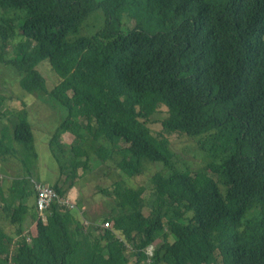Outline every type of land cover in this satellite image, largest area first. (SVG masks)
<instances>
[{"label": "trees", "instance_id": "obj_1", "mask_svg": "<svg viewBox=\"0 0 264 264\" xmlns=\"http://www.w3.org/2000/svg\"><path fill=\"white\" fill-rule=\"evenodd\" d=\"M0 12V64L65 111L44 141L61 174L71 171L65 183L39 180L65 199L66 184L96 160L148 175L151 187L101 189L116 196L102 219L80 201L88 227L58 204L44 218L34 149L36 161L22 160L25 177L0 202V264H147L151 245L152 264H264V0H0ZM98 12L103 24L89 33ZM17 37L19 51L7 56ZM44 70L62 84L49 89ZM163 109L158 134L151 118ZM13 121L12 142L31 146L28 119ZM164 134L193 140L205 166L192 169ZM27 222L36 226L30 239ZM17 223L14 242L5 229Z\"/></svg>", "mask_w": 264, "mask_h": 264}, {"label": "rangeland", "instance_id": "obj_2", "mask_svg": "<svg viewBox=\"0 0 264 264\" xmlns=\"http://www.w3.org/2000/svg\"><path fill=\"white\" fill-rule=\"evenodd\" d=\"M11 14L15 13L12 12ZM99 15H103L102 12L94 14L91 18L95 17V19L91 20L90 18V20L87 22L86 27L89 33L98 30V28L103 24V20L99 17ZM2 16L3 13L0 12V19ZM4 17L7 19L12 18V16L9 14L5 15ZM1 45L2 42L0 43V46ZM21 45V40L18 37L13 41L11 40V45L7 48V56L11 55L12 51L14 53H17ZM10 66L11 65L0 64L1 112L6 114V118L4 119H28L32 125L35 137V142L31 146L16 143L17 146H15V148L19 147L20 150H16L15 153L10 155V162L17 163L18 160H20L21 162L22 160H24V162L26 161L31 163L33 161H36L34 154L37 152L39 158L34 166L38 167L35 174L39 171V167H41V170L36 175L38 181L44 183L40 180H45L46 182H51L52 180L54 182L65 183L66 178L71 170H66L63 174H61L59 166H57V162L52 159L51 152L49 151V148L44 141L51 139L55 131L64 122L65 111H63V109H61L60 107L56 108L53 104H51L50 97L40 96L38 98L37 96H35V94H30L29 92L23 90L19 85L23 76L17 74V76L15 77L14 70H12ZM47 66V64L44 65V68H48ZM44 75L48 80L49 89L57 88L62 84L61 81H59L52 74H49L46 70H44ZM72 98L74 97L72 96ZM74 101L79 100L75 98ZM163 111V114H155V116L151 118L157 122L151 123L150 127L153 132L158 134L163 132L162 121L167 116V110L163 109ZM26 112H28V114H25ZM18 114L23 115L15 118V115ZM88 115V110H82L83 123L87 121ZM7 136L11 135L7 134ZM63 136L61 138V141L67 142L68 147L70 145V137L69 135H65L66 137L63 138ZM164 136L165 138L169 139L170 145H172L176 153L180 155L181 159L192 162V169L202 168L203 166H205V162L203 160L197 159L192 154V149L193 147H195L194 145H196L193 140L189 139L185 135L178 134L172 136L164 134ZM7 144L8 143L6 142V145ZM121 146H123V144H121ZM34 149L36 150V152H34ZM92 157L96 158L94 155ZM46 158H48L50 164L49 167L45 168L44 162L46 161ZM157 167L159 168V166ZM90 168L91 171L83 170L81 168L79 169V171L77 172L78 177L75 180L76 185H74L73 187L69 186L72 179H70L69 183L66 184V188L68 190L67 199H69L72 203H79L83 200L86 203L87 209L89 210L90 214L96 216L98 219H102L101 217L104 216L106 212L110 211L111 205L115 202L116 199V196L114 194H111V198L107 197V194L105 193L101 194V189H111L113 188V185L115 183H119L124 187L134 190L143 187L145 188L146 193H148L151 188L148 184V175L136 177L129 176L128 174H126V172H122V170H119L114 164L105 165L99 163L96 160H94L93 163H90ZM24 177L25 175L21 178ZM33 201L34 199L30 198L28 200V205H32ZM2 205L3 203H1V206ZM109 223H111V225L113 224L112 222ZM17 227L18 223L5 229L6 233L13 239L14 242H17L20 239V236L23 234L17 233ZM13 233H17V237ZM23 235L28 236V239H30L32 236H35L36 226L34 224L31 225L29 222H27L24 225ZM130 259V264H137L136 257H130ZM224 260V258H220L219 264H223Z\"/></svg>", "mask_w": 264, "mask_h": 264}, {"label": "crops", "instance_id": "obj_3", "mask_svg": "<svg viewBox=\"0 0 264 264\" xmlns=\"http://www.w3.org/2000/svg\"><path fill=\"white\" fill-rule=\"evenodd\" d=\"M13 120L14 119H0V180L4 177V180L2 179V181H0V202L2 201V197L4 196L3 194L8 193L11 188H14L16 186L15 182L25 175L24 164H22L20 160H18L17 163L10 162L11 156L9 155L14 150H20L19 147L15 148V146H17L16 143L11 141L13 140ZM7 134L11 136H7ZM65 135H69L71 139L70 134ZM65 135L63 136V138L66 137ZM4 136H6L7 138H3ZM6 142L8 143L7 145ZM9 149L10 151H8ZM3 150L8 152H4ZM34 170L35 166L33 165L32 173Z\"/></svg>", "mask_w": 264, "mask_h": 264}, {"label": "built area", "instance_id": "obj_4", "mask_svg": "<svg viewBox=\"0 0 264 264\" xmlns=\"http://www.w3.org/2000/svg\"><path fill=\"white\" fill-rule=\"evenodd\" d=\"M33 186L36 191V204L38 211L42 216H44V218L46 217L48 211L52 208V206L58 204L60 206L69 207L70 209L78 211L83 220V226L88 227L90 225L89 221L84 219V210L79 209L74 203L70 202L69 200H64V198L59 196L53 188L37 181H33ZM101 226L105 229H109L111 227V223L107 222ZM155 251V245H151L143 251L147 256V264H152V259Z\"/></svg>", "mask_w": 264, "mask_h": 264}, {"label": "clouds", "instance_id": "obj_5", "mask_svg": "<svg viewBox=\"0 0 264 264\" xmlns=\"http://www.w3.org/2000/svg\"><path fill=\"white\" fill-rule=\"evenodd\" d=\"M69 201H70V200H69ZM70 202H71V201H70ZM74 204H75L76 206L78 205L77 203H74ZM79 209H80V208H79ZM81 209L84 210V214H85L87 209H86L85 207H82ZM37 210H38V208H37ZM84 219H86L85 216H84ZM87 221L90 222V220H87ZM103 224H104V223H103ZM103 224H102V225H103ZM82 226H83V220H82ZM102 228H103V227H102ZM104 229H105V228H104ZM155 247H156V246H155Z\"/></svg>", "mask_w": 264, "mask_h": 264}, {"label": "bare ground", "instance_id": "obj_6", "mask_svg": "<svg viewBox=\"0 0 264 264\" xmlns=\"http://www.w3.org/2000/svg\"><path fill=\"white\" fill-rule=\"evenodd\" d=\"M40 183H41V182H40ZM64 200H67V201H68L69 199L65 198Z\"/></svg>", "mask_w": 264, "mask_h": 264}]
</instances>
